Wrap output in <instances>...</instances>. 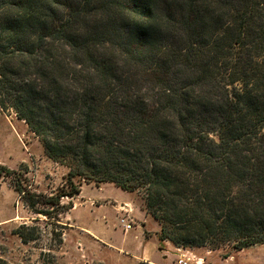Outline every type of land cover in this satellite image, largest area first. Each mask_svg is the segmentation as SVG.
I'll return each mask as SVG.
<instances>
[{
    "label": "trees",
    "instance_id": "obj_1",
    "mask_svg": "<svg viewBox=\"0 0 264 264\" xmlns=\"http://www.w3.org/2000/svg\"><path fill=\"white\" fill-rule=\"evenodd\" d=\"M10 109L69 169L53 195L13 179L36 214L111 183L142 193L160 242L264 245V0H0Z\"/></svg>",
    "mask_w": 264,
    "mask_h": 264
},
{
    "label": "rangeland",
    "instance_id": "obj_2",
    "mask_svg": "<svg viewBox=\"0 0 264 264\" xmlns=\"http://www.w3.org/2000/svg\"><path fill=\"white\" fill-rule=\"evenodd\" d=\"M0 164L15 172L0 180V257L11 264H41L42 254L51 258L49 253L56 264H152L146 261L147 249L151 256H161L162 264H180L182 254L187 264H264V245L236 251L230 247H177L166 240L157 247V234L144 249L143 235L150 239L162 227L151 217L147 226L153 232L144 234L142 220L134 221V216L143 217L142 193L127 192L111 183L83 182L79 195L63 200L74 209L58 218L55 213L53 217L36 214L15 189L18 174L31 191L53 195L66 188L69 169L46 155L42 141L12 109L0 115ZM125 200L131 202L127 204L134 225L128 232L119 222L125 214ZM23 224L36 226L39 239L24 243L15 234Z\"/></svg>",
    "mask_w": 264,
    "mask_h": 264
},
{
    "label": "crops",
    "instance_id": "obj_3",
    "mask_svg": "<svg viewBox=\"0 0 264 264\" xmlns=\"http://www.w3.org/2000/svg\"><path fill=\"white\" fill-rule=\"evenodd\" d=\"M127 203H131V202H128L127 200H125L124 201V203L123 204H127ZM120 206V205H119ZM74 209V208H73ZM72 209V210H73ZM116 209H118V207L116 208ZM141 212L143 213V217L141 218L140 216H134V221H136V220H142L141 222H142V227H143V229L145 230L144 231V234H145V232H147V233H152L153 231H150L149 229H148V226H147V224H148V222L150 221V219H151V215H149V214H147V212L145 211V209H142L141 210ZM136 219V220H135ZM159 233V230H156V231H154V235H152L151 237H150V239H147V237L145 236V235H143V237H144V241H142V245H143V248L145 249V248H147V246H148V244H149V241L150 240H153V239H157L158 238V234ZM159 239V238H158ZM160 243V241H158L157 240V247H158V244ZM144 254H145V257H146V261L147 260H149L150 261V263H152V264H162V262L160 261V258H161V256H157V257H153V256H151V254H150V252H148V249H147V251L146 252H144ZM163 258H165V256H163Z\"/></svg>",
    "mask_w": 264,
    "mask_h": 264
},
{
    "label": "built area",
    "instance_id": "obj_4",
    "mask_svg": "<svg viewBox=\"0 0 264 264\" xmlns=\"http://www.w3.org/2000/svg\"><path fill=\"white\" fill-rule=\"evenodd\" d=\"M128 206L130 207L131 205L125 204L124 207H122V211H124L125 214L119 218L120 225L122 226L125 232H128L134 228L133 221L129 217L130 214L132 213V210L131 208L128 209L129 208ZM183 257L186 258V255L182 254V259H180L179 263L187 264L186 261L183 259Z\"/></svg>",
    "mask_w": 264,
    "mask_h": 264
}]
</instances>
